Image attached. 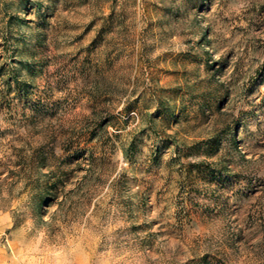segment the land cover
<instances>
[{
  "label": "rangeland",
  "instance_id": "rangeland-1",
  "mask_svg": "<svg viewBox=\"0 0 264 264\" xmlns=\"http://www.w3.org/2000/svg\"><path fill=\"white\" fill-rule=\"evenodd\" d=\"M0 264H264V0H0Z\"/></svg>",
  "mask_w": 264,
  "mask_h": 264
}]
</instances>
